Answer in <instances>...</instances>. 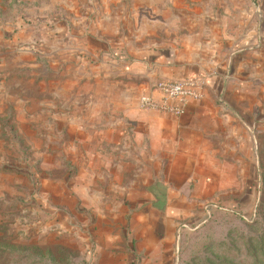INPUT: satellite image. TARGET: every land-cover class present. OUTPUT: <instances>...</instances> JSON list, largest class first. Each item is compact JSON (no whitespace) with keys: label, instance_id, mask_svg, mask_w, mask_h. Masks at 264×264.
<instances>
[{"label":"rangeland","instance_id":"obj_1","mask_svg":"<svg viewBox=\"0 0 264 264\" xmlns=\"http://www.w3.org/2000/svg\"><path fill=\"white\" fill-rule=\"evenodd\" d=\"M254 1L0 0V264H144L127 230L165 167L130 116L142 81L127 62L209 34L222 49ZM257 105L256 197L188 226L175 264L185 248L188 264H264V95Z\"/></svg>","mask_w":264,"mask_h":264},{"label":"crops","instance_id":"obj_2","mask_svg":"<svg viewBox=\"0 0 264 264\" xmlns=\"http://www.w3.org/2000/svg\"><path fill=\"white\" fill-rule=\"evenodd\" d=\"M245 17L250 26L242 31H222V49L209 34L195 49L156 47L127 62L128 74L142 81L138 99L159 81L206 80L203 100L187 103L180 118L144 114L138 99L130 109L137 134L158 150L165 167L137 196L143 198L141 224L127 230L144 264H175L188 226L216 208L242 209L248 196L256 197L250 151L264 95V0H255Z\"/></svg>","mask_w":264,"mask_h":264},{"label":"built area","instance_id":"obj_3","mask_svg":"<svg viewBox=\"0 0 264 264\" xmlns=\"http://www.w3.org/2000/svg\"><path fill=\"white\" fill-rule=\"evenodd\" d=\"M206 80L201 77H187L178 81H159L152 94L142 95L138 99V108L173 118L185 114V105L201 102L204 98Z\"/></svg>","mask_w":264,"mask_h":264},{"label":"trees","instance_id":"obj_4","mask_svg":"<svg viewBox=\"0 0 264 264\" xmlns=\"http://www.w3.org/2000/svg\"><path fill=\"white\" fill-rule=\"evenodd\" d=\"M258 179L261 182V177L260 176L258 177ZM262 181L264 183V180L263 179H262ZM263 207H264V200L261 201V204H260L259 209H258L260 219H261L262 215L264 214V211L262 210ZM216 212H225V213L236 214L234 212H230L228 209H225V208H221L220 207V208H216V209H214V210L211 211V213H210L211 217ZM236 216H237V214H236ZM184 246H185V243L182 242L181 245H180V252H181V250L184 249ZM186 247H187V245H186ZM185 251H186V248H185V250H184L183 253H179V262H180V264H188V262H189L188 259H185V260L183 259V256L186 254Z\"/></svg>","mask_w":264,"mask_h":264}]
</instances>
